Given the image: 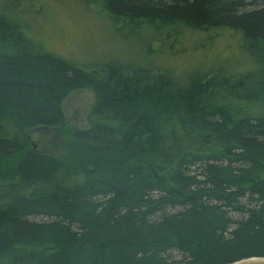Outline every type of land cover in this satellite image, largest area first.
Masks as SVG:
<instances>
[{
    "label": "trees",
    "instance_id": "obj_1",
    "mask_svg": "<svg viewBox=\"0 0 264 264\" xmlns=\"http://www.w3.org/2000/svg\"><path fill=\"white\" fill-rule=\"evenodd\" d=\"M101 5L158 43L139 61L77 63L0 13V264L264 256V0ZM185 35L237 38L242 59L184 75L154 60ZM77 89L95 97L86 125L56 153L32 148Z\"/></svg>",
    "mask_w": 264,
    "mask_h": 264
},
{
    "label": "rangeland",
    "instance_id": "obj_2",
    "mask_svg": "<svg viewBox=\"0 0 264 264\" xmlns=\"http://www.w3.org/2000/svg\"><path fill=\"white\" fill-rule=\"evenodd\" d=\"M0 13L17 21L46 51L77 63L139 61L147 42L151 46L158 43L144 23L134 26L107 15L101 0H0ZM223 37L210 45L204 37L185 35L179 41L173 39L174 47L165 48L154 60L181 75L197 65L219 67L240 61L242 54L235 48L238 39ZM94 100L89 89L68 93L62 103L65 125L32 129L28 132L30 146L50 153L64 149L67 130L86 125Z\"/></svg>",
    "mask_w": 264,
    "mask_h": 264
},
{
    "label": "water",
    "instance_id": "obj_3",
    "mask_svg": "<svg viewBox=\"0 0 264 264\" xmlns=\"http://www.w3.org/2000/svg\"><path fill=\"white\" fill-rule=\"evenodd\" d=\"M226 264H264V256H250Z\"/></svg>",
    "mask_w": 264,
    "mask_h": 264
}]
</instances>
